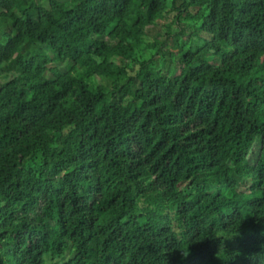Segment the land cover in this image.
<instances>
[{
  "label": "trees",
  "instance_id": "16d2710c",
  "mask_svg": "<svg viewBox=\"0 0 264 264\" xmlns=\"http://www.w3.org/2000/svg\"><path fill=\"white\" fill-rule=\"evenodd\" d=\"M1 74L0 264H264V0H0Z\"/></svg>",
  "mask_w": 264,
  "mask_h": 264
},
{
  "label": "rangeland",
  "instance_id": "374dc122",
  "mask_svg": "<svg viewBox=\"0 0 264 264\" xmlns=\"http://www.w3.org/2000/svg\"><path fill=\"white\" fill-rule=\"evenodd\" d=\"M154 31H158L160 33V35H164L167 33L166 29H164L163 27H156V29ZM150 34H153V32H150ZM214 65H216L215 63H213ZM8 78V75H2L0 76V83H4L5 80ZM256 150V149H255ZM257 151V150H256ZM254 152L253 155L251 156V160L255 159V156L257 154V152ZM242 190H246L245 188H242Z\"/></svg>",
  "mask_w": 264,
  "mask_h": 264
}]
</instances>
